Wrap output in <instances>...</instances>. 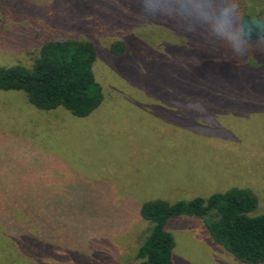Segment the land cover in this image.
Returning a JSON list of instances; mask_svg holds the SVG:
<instances>
[{"label":"rangeland","instance_id":"374dc122","mask_svg":"<svg viewBox=\"0 0 264 264\" xmlns=\"http://www.w3.org/2000/svg\"><path fill=\"white\" fill-rule=\"evenodd\" d=\"M32 1L36 13L12 23L0 0V67L30 65L38 44L26 30L55 27L95 44L104 102L80 119L0 91V264H140L152 224L139 208L157 199L245 188L259 200L252 215H264V74L201 75L217 0ZM227 1L239 17H264V0ZM117 41L127 44L122 57L110 52ZM210 219L170 223L174 264H242L207 234ZM33 240L50 243L43 261L18 244Z\"/></svg>","mask_w":264,"mask_h":264},{"label":"trees","instance_id":"16d2710c","mask_svg":"<svg viewBox=\"0 0 264 264\" xmlns=\"http://www.w3.org/2000/svg\"><path fill=\"white\" fill-rule=\"evenodd\" d=\"M4 1L12 23L20 22L24 13H36L40 6L32 0ZM231 5L227 0H217V24L207 27V37L201 41V75L203 69L206 80H213L209 76L216 75L248 78L264 74V17L255 13L239 17ZM5 21L0 19V25ZM30 21L24 18L19 24L31 25ZM31 29L26 34L34 45L38 44V49L27 54L32 56L36 52V56L30 65L0 67V91L23 92L29 104L40 111L64 108L76 118L91 116L104 102L103 88L94 72L98 57L95 44L59 32L55 27L52 32ZM138 49L140 57L148 58L149 48ZM110 52L122 57L129 51L125 42L117 41ZM145 68L149 74L148 63ZM258 203L252 190L237 187L208 198L176 203L162 199L145 202L139 208V216L152 226L138 248L136 260L140 264H174L176 240L169 231L170 223L180 217H210L206 231L216 244L242 264H264V215H252ZM18 244L21 248L23 244L27 255L38 261H43L41 250L45 252L50 246L35 240L28 247L26 243Z\"/></svg>","mask_w":264,"mask_h":264},{"label":"clouds","instance_id":"9594fccd","mask_svg":"<svg viewBox=\"0 0 264 264\" xmlns=\"http://www.w3.org/2000/svg\"><path fill=\"white\" fill-rule=\"evenodd\" d=\"M253 23L255 24L256 22H255V21H253Z\"/></svg>","mask_w":264,"mask_h":264}]
</instances>
